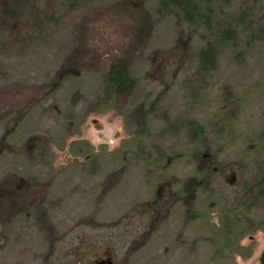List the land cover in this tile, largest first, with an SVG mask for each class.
Instances as JSON below:
<instances>
[{
    "label": "rangeland",
    "instance_id": "1",
    "mask_svg": "<svg viewBox=\"0 0 264 264\" xmlns=\"http://www.w3.org/2000/svg\"><path fill=\"white\" fill-rule=\"evenodd\" d=\"M159 2L0 0V264H261L264 0H216L211 28Z\"/></svg>",
    "mask_w": 264,
    "mask_h": 264
},
{
    "label": "trees",
    "instance_id": "2",
    "mask_svg": "<svg viewBox=\"0 0 264 264\" xmlns=\"http://www.w3.org/2000/svg\"><path fill=\"white\" fill-rule=\"evenodd\" d=\"M216 1V0H215ZM214 1V2H215ZM213 0L206 3L205 9H201L198 7L196 2L193 0H160L159 2V9L164 12L174 11L180 15L184 21H187L189 24L194 23H201L209 26L211 28V21L209 20L210 16V6L214 3ZM126 5V3H124ZM132 6L128 9L131 10V14L135 17L133 20H135L137 26L135 27V39L137 42H142L145 39L146 32L144 26L141 21L140 13L135 12V7L132 3H130ZM129 5V6H130ZM127 8V7H126ZM209 9V10H208ZM209 11V12H208ZM233 28L224 27L222 30H220L219 37H225L229 38L230 33L233 32ZM222 33V34H221ZM190 41L189 38H187L186 41H183V39H179V41L176 42L175 46L170 49V58L171 60L176 58L178 55H180L179 60L182 59V57L187 53V50L189 49ZM214 46L211 42H207L205 49L202 50L199 54V68L204 71L205 68H209L211 65H214L215 61V52H214ZM107 87L111 90L112 95L114 96H122L123 94L127 93L128 91H131L134 89L136 85V80H134L129 75L128 70V63L125 58H117L108 68L107 71ZM12 146L5 140V136L0 139V153H2L5 150H9ZM205 169H209L210 162H206ZM200 179H189L185 184V193H191L194 191L197 187H200ZM175 194V198H177L178 195ZM178 199V198H177ZM165 205V204H164ZM164 205H160L165 209ZM154 208V207H153Z\"/></svg>",
    "mask_w": 264,
    "mask_h": 264
},
{
    "label": "flooded vegetation",
    "instance_id": "3",
    "mask_svg": "<svg viewBox=\"0 0 264 264\" xmlns=\"http://www.w3.org/2000/svg\"><path fill=\"white\" fill-rule=\"evenodd\" d=\"M104 262H110L109 260L105 261L103 258L93 259L92 264H105Z\"/></svg>",
    "mask_w": 264,
    "mask_h": 264
},
{
    "label": "water",
    "instance_id": "4",
    "mask_svg": "<svg viewBox=\"0 0 264 264\" xmlns=\"http://www.w3.org/2000/svg\"><path fill=\"white\" fill-rule=\"evenodd\" d=\"M261 264H264V252L261 255Z\"/></svg>",
    "mask_w": 264,
    "mask_h": 264
}]
</instances>
